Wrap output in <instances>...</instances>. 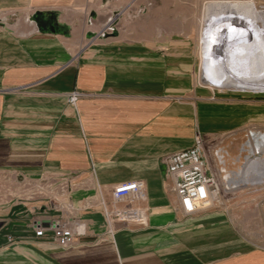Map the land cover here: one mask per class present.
<instances>
[{"label":"crops","instance_id":"1","mask_svg":"<svg viewBox=\"0 0 264 264\" xmlns=\"http://www.w3.org/2000/svg\"><path fill=\"white\" fill-rule=\"evenodd\" d=\"M149 2L0 0V174L66 181L84 228L63 248L30 224L57 208L17 206L0 218V264H264L223 211L184 212L164 163L203 134L264 121V107L200 88L191 43L167 31L181 0ZM136 180L144 197L116 200L115 187ZM126 208L144 218L114 215Z\"/></svg>","mask_w":264,"mask_h":264},{"label":"rangeland","instance_id":"2","mask_svg":"<svg viewBox=\"0 0 264 264\" xmlns=\"http://www.w3.org/2000/svg\"><path fill=\"white\" fill-rule=\"evenodd\" d=\"M154 1L155 0H150L147 4V9H151L156 5ZM212 1L232 0H198V2L197 0H181V4L178 5L181 13L180 18L179 16H176L177 18L174 20H167L172 27V29L167 28V31H175L177 33L175 35L176 39H182L185 42L191 43L197 57V74L199 76L198 82L200 88L206 87L207 89L214 91L217 100H252L264 107V91L239 89L228 85L224 86V88L214 87L209 84L203 74L202 47L200 39L202 29L206 26V24H208L209 20V14H207L209 12L207 11L206 6ZM254 1L257 8L264 13V0ZM132 11H134V13H132ZM129 12L132 16H138L137 9H133ZM204 17L208 19L205 20ZM114 22L115 21L113 20L111 24ZM257 25H259V27L260 25L264 26L261 21H258ZM110 27L112 26H107V30L111 31ZM206 88L202 89L205 90ZM201 96L208 97L205 95ZM263 130L264 121H250L227 129L222 133L212 135L206 133L198 137L203 141L205 154L208 158L210 166L219 178H217L218 195L213 206H211V209L216 208L223 211L231 224L235 226L237 231L247 240V242L255 247L262 248H264V183L261 185L259 184L256 187L247 184L248 182H245L247 185L243 184V188L239 190L224 191L227 187L225 184L227 180L224 179V177L222 178L221 174H218V170L222 167L218 160V153H222V150H225L230 154L229 157L227 156L228 162L226 168L228 170H236L239 164H241L242 171L239 173L237 178L244 179L246 161L249 157L254 156L250 154L249 151L244 149L246 147V143L249 141V133ZM237 156L241 157L240 162H236L235 158ZM257 156L260 158L259 167L261 168H259L260 173L256 174V176L261 174L264 176V151L257 154ZM165 160L166 157H164V163ZM225 174L226 173H223V176ZM64 182L66 181L51 180L45 176L33 178L27 174H20L17 171H6L5 173L0 174V218L5 220L14 219L16 213L13 212L17 206L27 208L28 215H30L33 211V214H31L33 216L36 215L38 209L43 210L50 206L57 208V210L60 211L61 214H59L60 216L57 218H67L72 222L73 218L70 216L71 214L69 213V210H71L73 206L69 202L70 197H68V193L70 191L68 192L67 188L62 185ZM63 212L66 217L62 215ZM35 222L36 219L30 222L33 231ZM77 222L78 221H76V223ZM8 238L12 240L13 235H8Z\"/></svg>","mask_w":264,"mask_h":264},{"label":"bare ground","instance_id":"3","mask_svg":"<svg viewBox=\"0 0 264 264\" xmlns=\"http://www.w3.org/2000/svg\"><path fill=\"white\" fill-rule=\"evenodd\" d=\"M206 7L209 20L202 29L200 41L203 74L209 84L218 88L228 85L264 91V26L257 25L258 21L264 24V13L254 0L212 1ZM244 149L254 155L246 161L244 179L237 178L242 171L241 164L236 170H228L227 156L230 154L225 150L218 153L222 165L218 174L227 180L224 191L239 190L247 184L257 187L264 183L263 174L256 176L261 168L257 154L264 151V130L250 132ZM235 160L240 162L241 157L237 156ZM222 172L226 174L223 176Z\"/></svg>","mask_w":264,"mask_h":264},{"label":"built area","instance_id":"4","mask_svg":"<svg viewBox=\"0 0 264 264\" xmlns=\"http://www.w3.org/2000/svg\"><path fill=\"white\" fill-rule=\"evenodd\" d=\"M80 96V92L74 91L69 100L75 104ZM165 163L168 174L175 178V189L186 214H194L213 206L218 195L217 177L210 169L200 138L194 147L166 156ZM145 188L143 180L121 183L115 187L114 197L116 200L141 199L145 195ZM114 215L126 221H141L144 218L140 210L133 208L118 209ZM34 232L39 238L51 233L53 239L66 248L75 242L77 236L84 234V228L82 224L74 225L67 218H55L48 224L36 221Z\"/></svg>","mask_w":264,"mask_h":264},{"label":"water","instance_id":"5","mask_svg":"<svg viewBox=\"0 0 264 264\" xmlns=\"http://www.w3.org/2000/svg\"><path fill=\"white\" fill-rule=\"evenodd\" d=\"M3 226V223L2 222H0V228Z\"/></svg>","mask_w":264,"mask_h":264}]
</instances>
